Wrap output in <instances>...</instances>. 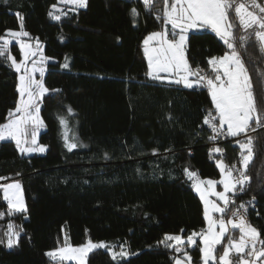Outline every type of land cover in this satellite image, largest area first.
<instances>
[{
  "label": "trees",
  "instance_id": "obj_1",
  "mask_svg": "<svg viewBox=\"0 0 264 264\" xmlns=\"http://www.w3.org/2000/svg\"><path fill=\"white\" fill-rule=\"evenodd\" d=\"M55 4L58 0H0V36L20 27L22 18L30 36L43 40L47 53L57 58L49 64V91L41 106L46 129L40 140L47 152L26 156L14 141H0V181L20 177L26 201L25 211L9 213L0 196V264H52L48 249L64 239L80 244L87 236L131 252L114 259L107 249H95L88 264H174L175 245L160 243L165 234L188 235L206 224L203 202L185 169L218 179L217 158L228 165L240 160L237 141L247 136L216 147L225 153L210 151L205 118L216 114L207 87L187 88L147 75L143 40L169 26L162 17L163 0L150 8L142 0H88L85 7L64 3L59 20L49 15ZM229 18L234 35H246L234 9ZM236 46L262 117L250 123L253 158L241 200L253 204L248 221L264 239V52L252 35ZM11 47L19 56L17 43ZM227 51L212 30L189 33L186 55L194 69L202 66L213 75L208 60ZM67 53L70 68H63ZM17 100V73L0 57V121ZM68 143L77 147L69 150ZM9 224L19 232L10 249L5 244ZM188 248L198 263L200 240Z\"/></svg>",
  "mask_w": 264,
  "mask_h": 264
},
{
  "label": "snow or ice",
  "instance_id": "obj_2",
  "mask_svg": "<svg viewBox=\"0 0 264 264\" xmlns=\"http://www.w3.org/2000/svg\"><path fill=\"white\" fill-rule=\"evenodd\" d=\"M62 3H70L77 7H85L86 0H61ZM154 0H143L146 7L150 8ZM164 7L162 17L165 25H171L172 39H169L167 28L161 32H152L144 40V54L148 60L147 75L155 80H164L162 73L175 74L179 76L173 82L176 84L183 83L184 87L193 88L202 83H206L210 92L215 110L218 113V125L213 121L212 117L205 118V123L210 124L214 134L218 135L225 130L232 137H239L246 134L250 128V122L254 119L257 123L262 120L261 115L257 111L255 104L251 78L248 69L237 51L236 42L239 40L241 44L247 42L249 35L255 37L259 42L260 50L264 52V5L250 0H163ZM49 15L59 20L60 15H55L56 5ZM234 9L240 26L245 29L246 35L236 37L233 33V23L229 18V10ZM251 9V10H250ZM136 14V9H132ZM19 16V14H17ZM211 28L217 37H219L229 52L220 57H211L208 60L212 66L214 77L201 75L200 70H192L186 57L185 48L188 41V33L190 30H199ZM20 31L6 30L3 36H0V57H4L10 61L12 67L19 76L18 91L20 99L15 109L9 110L7 121L0 124V141L6 139L14 140L17 148L21 153L43 152L45 146L37 144V136L39 130L44 126V122L40 117V100L48 89L45 87L42 76L43 68L37 66V61L32 60V66L29 68L27 62L30 57L37 54L33 51L32 45L21 40V37H27L29 34L23 31V23L21 18ZM179 30L178 32L176 30ZM248 30H251L249 33ZM8 37L15 38L23 53V59L17 61L16 57L11 54L10 46L12 40ZM154 45V46H150ZM37 51H39V41L37 38ZM44 57L41 56L40 64L43 63ZM64 67H68L67 64ZM39 72L41 79L37 80L35 74ZM182 73V74H181ZM195 77V79H191ZM70 111V109H69ZM66 125V121L61 120ZM216 135L210 137L215 140ZM69 139L67 131H65V140ZM241 149L240 163L242 168L235 165L231 167L225 165L223 161H218L222 179L219 181L223 185V191H215L214 186L218 183L215 180H199L196 179L194 187L204 203V216L207 220V229L202 232H193L187 237V242L191 245L196 244L194 237L199 236L202 240L203 247L200 249L202 253V264H217L215 251L217 245H220L226 233L229 232V225L232 229H238L240 237L238 240L229 239L228 245L224 246L223 254L218 258V264H264V239H261L259 230L247 221L245 213L247 208L241 203L235 209L229 208L232 204L233 197L239 192L244 191V186L249 182L250 177L246 175V170L253 158L252 139L247 137L246 143L237 141ZM66 146L69 150L76 148V143H68ZM247 149V155L244 150ZM219 153V148L214 149ZM190 179L196 177V173L189 172L185 169ZM237 172V175H233ZM207 185L211 190V195L216 196L223 202V207L213 200L208 199V191L202 188ZM3 191V198L8 204L9 213L23 212L26 205L22 197V189L19 182L0 185ZM251 203V202H249ZM230 212L231 217L225 221L223 215ZM213 213L221 214V218L216 219ZM217 227L219 231H217ZM15 226L9 224L7 235V246L9 248L15 246L19 242V232L15 231ZM0 243H4L0 240ZM163 243L168 248L182 252L183 256L188 260L191 257L188 252L181 249L180 245L185 243L182 235L165 234ZM99 248H108L105 242L93 243L89 240L81 246L66 245L55 251H49L47 255L54 261L63 264L65 260H76L79 264H86V257L90 252ZM111 251V249H109ZM116 255L126 256L127 253L121 251L117 254L113 252V258ZM238 259H233V256ZM175 264H184L179 257L176 258Z\"/></svg>",
  "mask_w": 264,
  "mask_h": 264
},
{
  "label": "rangeland",
  "instance_id": "obj_3",
  "mask_svg": "<svg viewBox=\"0 0 264 264\" xmlns=\"http://www.w3.org/2000/svg\"><path fill=\"white\" fill-rule=\"evenodd\" d=\"M246 2L249 3V5H250V0H246ZM256 2L259 3V4H261V3H262V0H256ZM87 3H88V0H86V6H87ZM61 4H64V3L61 2V0H58V4H55V5H56V10H55V12H54L55 15H60V14H61V13H60V10H61V8H62ZM65 4H67V3H65ZM71 5H72V4H71ZM73 6H75V5H73ZM250 10H251V9H250ZM51 11H54V10H53V7H51ZM22 23H23V21H22ZM20 25H21V22H20ZM169 27H170V29H169ZM165 28H167V31L169 32V34H172V28H171L170 24H169L168 27H165ZM9 29H10V30H14V31H20V30H21L20 27H18V28H8L7 30H9ZM204 29H209V30H211V28H204ZM204 29H199V30H204ZM164 30H165V29H164ZM164 30H163V31H164ZM199 30H198V31H199ZM23 31H26V32L29 34V32L25 29L24 24H23ZM176 31L178 32L179 30L177 29ZM191 31H197V30H190L189 33H190ZM160 32H161V31H160ZM189 33H188V37H189ZM150 34H151V33H149L148 35H146V37H148ZM146 37H145V38H146ZM8 38L12 40V44H13V42H16V43H17V45H18V47H19V56L16 55L14 49L11 47L12 45L10 46V51H11V54H12L13 56L16 57L17 61H20L21 59H23V53H22V50H21V48H20V44H19V42H18L15 38H12V37H8ZM145 38H144V40H145ZM20 39L23 40V41L26 42V43H30V44L32 45L33 51H36V52H37V54H36L35 56L30 57L29 61L27 62V66H28L29 68H31V66H32V60H36V61L38 62V63H37V66H38V67H42L43 70H44V71H43V76H42L43 83H44L45 87H46V88L48 89V91H49V88H48V86H47V84H46V81H45V77H46V74H47V71H48V68H49V64L52 63V62L57 61V58H56L55 56H52V55H50V54L47 53V51H46V44H45V42H44L43 40H41L40 38H38V41H39V51H37V37L33 38V37H31L30 34H29V36H27V37H21ZM144 40H143V42H144ZM187 43H188V41H187ZM143 44H144V43H143ZM150 46H154V45H151V44H150ZM143 48H144V45H143ZM227 52H229V51H227ZM225 53H226V52H225ZM225 53H224V54H225ZM41 56L45 58L42 64L39 63V61L41 60ZM65 64H67L68 67H64ZM70 64H71V54H70V53H67V54L64 56L63 60L61 61V66H62L63 68H70ZM11 66H12V65H11ZM12 68H13V67H12ZM13 69H14V68H13ZM14 70H15V69H14ZM16 73H17V72H16ZM20 75H21V73H17V86H18V84H19V76H20ZM214 75H215V73L213 72V75H210V74H209V77H214ZM165 77H166V79H164V80H166V81H171V78H170V77H168V76H165ZM35 78H36L37 80H40V79H41V74H40L39 72H37V73L35 74ZM203 84L206 86V83H203ZM206 87H207V86H206ZM17 89H18V87H17ZM207 89H208V88H207ZM45 94H46V93H45ZM45 94H44V95H45ZM209 94H210V92H209ZM44 95H43V97H44ZM210 96H211V95H210ZM43 97H42L41 100H40V117H41V119H42L43 122H44V119H43L42 114H41V106H42V100H43ZM19 99H20V94H19V91H18V100H17V102L19 101ZM15 107H16V106H15ZM15 107L11 108V110L15 109ZM214 108H215V107H214ZM7 118H8V117H7ZM6 121H7V119H6L5 121H0V124L5 123ZM250 123H251V122H250ZM45 129H46V125H45V122H44V126L39 130V133H38V136H37V144H38V145H43V146H45V151H43V152H39V151H37V152H31V153H21L20 151H19V152H20L21 154H23V155H26V156H31V155H35V154H38V155H43V154H45V153L47 152L48 146H47L45 143L41 142V140H40L41 133H42ZM247 133H249V130H248ZM247 133L244 134V135L248 137L249 135H247ZM6 140H11V139H6ZM12 141H14V140H12ZM14 142H15V141H14ZM246 142H247V138H245V139H243V140L241 141V143H246ZM15 144H16V143H15ZM18 150H19V149H18ZM244 152H245V154H247V149H245ZM192 173H196V172H192ZM196 179H199V180H208V179H211V180H215V181H217V179H215V178L201 177L198 173H196V177L192 179V181H193V185H194ZM16 182H19V184L21 185V189H22V197H23L24 203H25V205H26L25 196H24V189H23V182H22V179H21L20 177H14V178H11V179H5V180H2V181H0V185L10 184V183H16ZM201 187L204 188V189H206V190L208 191V193L211 194V190L208 189V186H207V185H202ZM193 188H194V190L196 191V189H195L194 186H193ZM0 191H1L0 196L3 198V191H2V190H0ZM215 191L220 192V191H223V189H222V188L215 187ZM196 193H198V192L196 191ZM209 194H208V195H209ZM198 195L200 196V193H198ZM215 197H216V196H215ZM208 199L210 200L209 196H208ZM3 200H4V198H3ZM4 201H5V200H4ZM219 201H220V200H219L218 198H216L215 202L218 203V204H220ZM5 202H6V201H5ZM202 202H203V201H202ZM6 203H7V202H6ZM220 206H221V204H220ZM203 208H204V203H203ZM5 212H9L8 204H7V207H6ZM213 216H214V218H216V219L221 218V214H219V213H213ZM228 216H229V212H228ZM204 217H205V216H204ZM223 218L225 219V221H227V220L229 219V218L225 217V214L223 215ZM205 221H206V224H205V227H204L203 230H206V229H207V220L205 219ZM252 226H253V225H252ZM14 230H15V229H14ZM203 230H201V231H199V232H202ZM216 230L219 231V228L217 227ZM15 231H16V230H15ZM199 232H198V233H199ZM167 234H169V235H177V234L182 235V236L184 237V239H185V243H184L183 245H180V247H181V249L187 251V252H188V255L191 257L190 264H202V253H201L200 261H199L198 263H196V262L193 260L192 254H191V252H190V250H189V248H188V247L193 246V245H191V244H189V243L187 242V237L190 236V235H192V233H191V234H188V235H184L183 233H167ZM239 237H240V232H239V230H238V229H232L231 226L229 225V232L226 233V235H225V237L223 238L221 244H220V245H217V247H216L215 256L217 257V264H218V258H219V256L223 254L224 246L228 245V243H229V239L231 238V239L238 240ZM194 239H195L196 241H197V239L200 240V249H201V248L203 247V243H202L201 238H200L199 236H197V237H194ZM89 240H91L93 243L105 242V243L108 245V248H104V249H107V250L110 252V254L112 255V257H113V252L119 254V253H121V251L126 252L127 255H126V256L116 255L115 258H118V257H121V258H122V257H128V256L131 255L130 250H129L126 246H122V247H120L119 249H117V247H115V244H114L112 241H108V240H105V239H100V240H98V239H93L91 236H87L86 240H85L83 243H80V244H74V243H72V242L70 241V239H64L63 242L59 243L57 246L48 249V250H47V253H48L49 251H55V250H57V249H59V248H63V247H65L66 245H70V246H73V247L81 246V245L86 244ZM6 241H7V239H6ZM5 244H6V247L9 248V247L7 246V243H5ZM11 248H13V247H11ZM9 249H10V248H9ZM109 249H111V251H110ZM177 252H178V251H177ZM89 254H90V253H89ZM89 254H88V256L86 257V264H88ZM178 257L184 261V264H189L188 260L183 256L182 252H178L177 254L174 255V264H175V260H176V258H178ZM50 258H51V257H50ZM232 258H233L234 260H235V259H238V257H236L235 255H234ZM51 259H52V258H51ZM52 260H53V259H52ZM53 261H54V260H53ZM65 261H66V262H74V263H76V264H79V262L76 261V260H65ZM52 264H59V261L57 260V261H55V262H52ZM209 264H212V262L210 261Z\"/></svg>",
  "mask_w": 264,
  "mask_h": 264
},
{
  "label": "built area",
  "instance_id": "obj_4",
  "mask_svg": "<svg viewBox=\"0 0 264 264\" xmlns=\"http://www.w3.org/2000/svg\"><path fill=\"white\" fill-rule=\"evenodd\" d=\"M261 5H264V0H262ZM197 69L200 70V74H201V75H207V76H209L208 73H207V71H206V69H205L204 67H202V66H198V67H196V68L194 69V71L197 70ZM207 117H209L210 119H211L212 117H215L216 119H215L213 122L216 123V124L218 125V117H217V115L209 114ZM207 125H208L209 128L211 129V135H210V137H212L213 135H216V134L213 133L212 128H211V125H210V124H207ZM250 133H251V132L247 133V135L250 134ZM244 136H245L244 134H241L239 137H244ZM239 137H232V136L228 135V134H227V131H226V127H225V130H224L222 133L216 135V139H215V140H212V139L209 138L207 144H208V146H209V150L211 151V150H213L214 148H216V147L220 146L221 144H223L224 142L231 141V140H234V139L239 138ZM221 152L225 153V151H223V149H222ZM240 160H241V158H240ZM240 160H238V161H236V162H234L233 164H230V165H228V166L231 167L232 165H235L238 169H239V168H242V165H241V163H240ZM233 175H234V176L237 175V172H233ZM246 175H248V174L246 173ZM249 183H250V180H249V182L244 186V191H243V192H239V191H237V193H236L235 196L233 197V201H234V202H233L232 204L229 205V208H231V209H235V208L238 207L241 203L245 204V206H246V208H247V211H246V213H245V216H246L247 221H248L249 212H250V210H251L253 204L249 203L247 200H241V195L245 192V189H246V187L249 185ZM228 218H229V219H230V218L235 219V218L231 217V213H230V212H229V216H228ZM248 222H249V221H248Z\"/></svg>",
  "mask_w": 264,
  "mask_h": 264
},
{
  "label": "crops",
  "instance_id": "obj_5",
  "mask_svg": "<svg viewBox=\"0 0 264 264\" xmlns=\"http://www.w3.org/2000/svg\"><path fill=\"white\" fill-rule=\"evenodd\" d=\"M143 1V0H142ZM67 4H69V5H71L70 3H67ZM171 26V25H170ZM169 29H170V27H169ZM164 30V29H163ZM163 30H160V31H163ZM160 31H154V32H160ZM152 33V32H151ZM169 39H172L173 37H172V34H169V37H168ZM144 45V44H143ZM186 47H187V45H186ZM224 55V54H223ZM222 56V55H221ZM185 57H186V59H187V61H188V63H189V65H190V67H191V69L192 70H194V67L190 64V62H189V60H188V58H187V55H186V48H185ZM218 57H220V56H218ZM146 59H147V57H146ZM147 63H148V60H147ZM148 72V71H147ZM182 74V73H181ZM162 76H168V77H170L171 78V81H174V80H176V79H179V76L178 75H175V74H167V73H162L161 74ZM191 79H195V77H191ZM164 81H166V80H164ZM167 82H169V81H167ZM182 85H183V83H181ZM214 112H215V114L217 115V117H218V113L216 112V110H215V108H214ZM226 127V126H225ZM218 155H220V152L219 153H217ZM244 155H247V154H244ZM218 161H223V163L225 164V165H227L228 166V164L224 161V159L221 157V156H219L218 158H217V162ZM217 165H218V163H217ZM219 168V167H218ZM219 170H220V168H219ZM222 179V176H221V172H220V177L217 179V184L214 186V188L215 187H218V188H222L223 189V185L222 184H220L219 183V181ZM209 196V198H210V200H213V201H215L216 200V198L217 197H215L214 195H211V194H209L208 195ZM220 202V204H221V207H223L224 205H223V202L222 201H219Z\"/></svg>",
  "mask_w": 264,
  "mask_h": 264
}]
</instances>
